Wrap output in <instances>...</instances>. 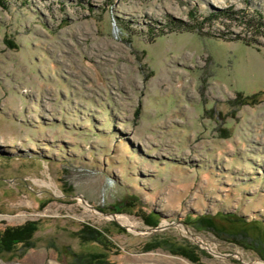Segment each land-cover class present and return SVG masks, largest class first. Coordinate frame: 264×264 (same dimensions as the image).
<instances>
[{
  "label": "rangeland",
  "instance_id": "obj_1",
  "mask_svg": "<svg viewBox=\"0 0 264 264\" xmlns=\"http://www.w3.org/2000/svg\"><path fill=\"white\" fill-rule=\"evenodd\" d=\"M29 223L0 264H264V0H0V232Z\"/></svg>",
  "mask_w": 264,
  "mask_h": 264
},
{
  "label": "trees",
  "instance_id": "obj_2",
  "mask_svg": "<svg viewBox=\"0 0 264 264\" xmlns=\"http://www.w3.org/2000/svg\"><path fill=\"white\" fill-rule=\"evenodd\" d=\"M10 46L14 45L10 43ZM152 225H155V223H152ZM35 230L36 225L29 223L23 226L7 228L5 231L0 232V252L3 250L11 251L18 244L27 243L32 238ZM190 258L191 260H196L191 256Z\"/></svg>",
  "mask_w": 264,
  "mask_h": 264
},
{
  "label": "bare ground",
  "instance_id": "obj_3",
  "mask_svg": "<svg viewBox=\"0 0 264 264\" xmlns=\"http://www.w3.org/2000/svg\"><path fill=\"white\" fill-rule=\"evenodd\" d=\"M81 199H83V197H81ZM85 201V200H84ZM83 201V202H84ZM85 204H87L86 202H85ZM87 206H89V205H87ZM97 213V212H96ZM108 219H115V220H118V219H122V221L124 222V223H126L129 227H134V224H133V222H131L130 221V219L129 218H127V217H124V216H121V217H115V216H109L108 217ZM123 223V224H124Z\"/></svg>",
  "mask_w": 264,
  "mask_h": 264
},
{
  "label": "water",
  "instance_id": "obj_4",
  "mask_svg": "<svg viewBox=\"0 0 264 264\" xmlns=\"http://www.w3.org/2000/svg\"><path fill=\"white\" fill-rule=\"evenodd\" d=\"M111 215H113V214H111ZM114 216V215H113ZM155 230V229H154ZM212 252V251H211Z\"/></svg>",
  "mask_w": 264,
  "mask_h": 264
}]
</instances>
